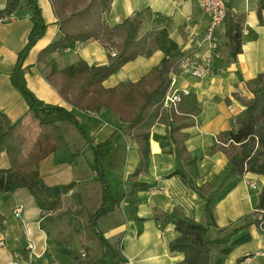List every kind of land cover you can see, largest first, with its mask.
I'll list each match as a JSON object with an SVG mask.
<instances>
[{
	"label": "crops",
	"instance_id": "crops-1",
	"mask_svg": "<svg viewBox=\"0 0 264 264\" xmlns=\"http://www.w3.org/2000/svg\"><path fill=\"white\" fill-rule=\"evenodd\" d=\"M46 31L31 49L24 66L25 81L28 89L45 104L59 105L70 109L56 91L44 80V75L52 67L62 69L78 61L89 66L105 65L108 61L106 50L98 43L90 41L78 51L54 53L48 59L37 62L38 53L55 41L59 36L58 26L49 0H37ZM232 15H239L243 21L241 53L236 62L231 63L228 53L222 45L215 55L210 74L205 78L191 75L190 68L184 67L176 76V89L190 93L191 98L201 108L197 117L187 120L182 130L186 134L187 151L199 160L187 169L196 184L210 183L215 188L221 176L227 170V159L222 153H211L216 137L232 128V119L242 110L241 103L233 98L240 73L243 81L255 78L264 71V13L260 22L257 13L258 0H224ZM5 0H0V11ZM146 11L140 29V36L150 31L166 29L169 38L191 57L193 62L203 63L208 53L207 45L202 42L206 28V18L200 11L196 0H113L107 16L109 26L121 23L134 13ZM28 12L23 7L13 14L7 22H0V111L11 121H16L27 112V105L20 93L11 85L10 74L16 64L18 53L24 47L31 30ZM163 54L156 51L147 59L137 58L127 63L116 74L104 81L105 87H113L119 82L137 81L151 68L158 65ZM74 114L84 127L89 138L95 143L111 140L113 149L104 162V171L108 183L115 189L122 182L128 187V177L138 162L135 145L123 133L126 123L120 121L111 112L102 109L96 115H86L77 110ZM28 116L23 117V121ZM69 124H59L65 140L73 152L82 155L73 164L54 165L48 157L40 163L39 172L48 187L59 188L69 183L72 188L61 195L64 200L78 195L83 205L93 195L94 174L89 170L92 160L90 150L83 143L72 146L66 133H72ZM75 140V139H74ZM150 163L148 174L140 181L148 187L156 186L161 191L148 195L138 193L140 203L137 217L140 223L129 218L126 202H122L112 212L98 220L102 237L121 250L126 264H175L183 255L172 253L168 245L177 237L172 224L160 225L165 215L192 219L202 225L207 220L203 201L190 190L180 176L172 175L178 166L164 125L156 124L150 130ZM8 166L5 154H0V169ZM264 184V178L247 174L213 209L217 228L210 227L209 239L225 236L240 224L249 222L257 194ZM100 190V188H99ZM22 206L19 218L13 216L16 205ZM72 210V209H71ZM0 217L3 219L0 229V264L26 262L28 264H90L101 253L97 242L88 240L82 229L81 217L69 216L66 219L45 221L40 218V210L26 190L19 189L12 194L0 195ZM71 221L78 224L76 229L64 226ZM83 232V231H82ZM251 240L237 247L225 261L236 264L246 254L264 252V230L259 232L250 228ZM81 234V235H80ZM34 245L29 252L27 244ZM81 252L85 257L81 258ZM254 258L260 260L253 261ZM244 264H264V256H252Z\"/></svg>",
	"mask_w": 264,
	"mask_h": 264
},
{
	"label": "trees",
	"instance_id": "trees-1",
	"mask_svg": "<svg viewBox=\"0 0 264 264\" xmlns=\"http://www.w3.org/2000/svg\"><path fill=\"white\" fill-rule=\"evenodd\" d=\"M113 0H49L58 26L59 36L37 55V62L48 59L52 54L74 51L84 44L94 41L103 47L108 55L105 65L89 66L78 61L62 69L52 67L44 75V80L56 91L60 98L70 105L67 109L59 105L45 104L28 89L24 78V66L29 52L44 35L46 23L37 0H5L0 11V20L9 18L23 7L28 12L31 30L26 44L18 53L16 64L10 74L11 85L20 93L27 105L22 118L11 121L0 111V154H5L8 166L0 169V195L12 194L19 189L26 190L40 210V218L45 221L62 219L65 216L84 217L81 226L86 239L97 242L100 256L90 264H126L121 250L108 243L101 235L98 220L112 212L122 202L127 203L129 218L136 223L140 203L138 193L148 186L140 181L148 174L150 163V130L156 124L164 125L171 143V154L178 163L172 175H178L185 185L203 201L207 220L202 225L192 219L165 215L161 226L172 224L177 237L168 245L172 253L183 255L175 264H225L234 250L251 240L250 228L264 230V184L257 194L249 222L240 224L225 236L209 239L207 232L215 227L213 209L247 174L264 178V71L255 78L243 81L240 73L233 98L241 103L243 110L232 119V128L220 133L211 148V153H222L228 168L214 188L210 183L197 185L187 169L199 158L187 151V136L182 130L187 120L197 117L201 108L191 98L190 93L182 95L179 102L165 107L164 100L170 91L172 76H177L186 61H192L184 54L168 31L146 32L140 36V29L146 11L134 13L121 23L109 26L107 16ZM258 18L264 13V0H258ZM243 21L241 16L232 15L228 10L224 21V47L231 63L236 62L241 53ZM161 51L163 58L137 81L119 82L113 87L103 85L127 63L137 58L147 59L154 52ZM237 91L245 94L241 97ZM102 109L111 112L127 124L122 130L135 145L138 162L129 175L128 187L122 182L112 189L104 171V162L113 149L111 140L95 143L89 138L84 127L74 114L77 110L86 115H96ZM37 121L39 132L28 151L24 150L26 138L22 133L23 117ZM71 125L82 137L92 153L89 170L94 174V182L100 188L97 208L87 212L81 198L73 195L72 210L61 212V195L67 193L72 184L59 188L55 195L40 176V163L52 158L54 165L73 164L82 152H73L65 140L59 124ZM83 219V218H82ZM3 219L0 217V229ZM255 254V253H254ZM254 254L242 256L239 260L251 258Z\"/></svg>",
	"mask_w": 264,
	"mask_h": 264
},
{
	"label": "built area",
	"instance_id": "built-area-1",
	"mask_svg": "<svg viewBox=\"0 0 264 264\" xmlns=\"http://www.w3.org/2000/svg\"><path fill=\"white\" fill-rule=\"evenodd\" d=\"M196 2L200 8V11L206 18V28L202 38V42L207 45L208 53L203 63L186 61L182 67L184 68L188 66L193 77L202 79L210 74L211 66L214 62L215 55L218 52L219 48L224 44V21L227 14V7L224 0H196ZM11 17H5L1 19L0 22H7L11 19ZM80 48L81 47L75 49L74 51H78ZM169 88L170 91L166 95L164 100V105L167 108L170 107V105H174L175 103L179 102L182 95H186L189 93L185 90L180 91L176 89V76L171 77ZM237 93L241 97H245L244 93L239 91H237ZM160 191L161 189L157 188L156 186H150L146 189V193L148 195H155L158 194ZM21 212L22 206L18 204L13 210V216L15 218H19ZM26 249L29 252H32L34 250V245L28 243ZM254 255L264 256V252H255ZM80 256L81 258H84L85 252H81ZM246 256L248 257V254H246ZM16 258H18V261L12 264H28L26 262H20L19 257ZM247 260L248 258L241 260L236 264H244Z\"/></svg>",
	"mask_w": 264,
	"mask_h": 264
},
{
	"label": "rangeland",
	"instance_id": "rangeland-1",
	"mask_svg": "<svg viewBox=\"0 0 264 264\" xmlns=\"http://www.w3.org/2000/svg\"><path fill=\"white\" fill-rule=\"evenodd\" d=\"M65 126H68V128H70V130H72L71 131L72 133H68V132L66 133L67 139L72 146H74L75 144L83 143L82 137L71 125H65ZM38 132H39V128L37 126V121H35L32 117H28V119L23 121L22 133L24 134V136L26 138V143L24 145L25 151L29 150V148L31 147L32 143L34 142ZM91 155H92V153H91ZM93 188H94L93 195H91V197H89L87 200H85V205H84L87 212H89V213L94 211L95 208H97V206L99 204V198H100L99 186L96 183H94ZM73 208H74L73 199L72 198H70L68 200L65 199L63 204L61 205V209L56 212L54 217L58 216L61 212H66V211H69ZM68 217L69 216H65V217H63V219L67 220ZM82 218H83V220H82V225H83L85 218L84 217H82ZM66 225L69 227H72L74 229H76L78 227L77 223H76V225H73V223L71 221L64 224V226H66ZM82 231H83V228L80 230H77V232L84 234ZM255 260H260V258H254L253 261H255Z\"/></svg>",
	"mask_w": 264,
	"mask_h": 264
},
{
	"label": "water",
	"instance_id": "water-1",
	"mask_svg": "<svg viewBox=\"0 0 264 264\" xmlns=\"http://www.w3.org/2000/svg\"><path fill=\"white\" fill-rule=\"evenodd\" d=\"M53 193H54L55 195H57V194L59 193L58 188H54V189H53Z\"/></svg>",
	"mask_w": 264,
	"mask_h": 264
}]
</instances>
